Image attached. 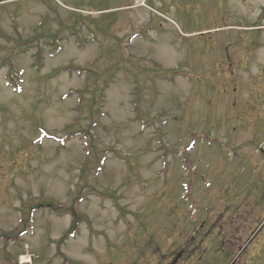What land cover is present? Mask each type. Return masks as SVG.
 Here are the masks:
<instances>
[{
  "label": "rangeland",
  "instance_id": "1",
  "mask_svg": "<svg viewBox=\"0 0 264 264\" xmlns=\"http://www.w3.org/2000/svg\"><path fill=\"white\" fill-rule=\"evenodd\" d=\"M204 221L189 264H264V0H0V264H169Z\"/></svg>",
  "mask_w": 264,
  "mask_h": 264
},
{
  "label": "flooded vegetation",
  "instance_id": "2",
  "mask_svg": "<svg viewBox=\"0 0 264 264\" xmlns=\"http://www.w3.org/2000/svg\"><path fill=\"white\" fill-rule=\"evenodd\" d=\"M214 223H211L208 227L205 225V221L202 223H199V228H197V232L199 231L201 233V237L204 238L203 240L199 241V244L195 245L194 248L190 249V250H185L182 247L179 249V251L172 257L171 261L169 264H171V262L176 258L179 257V259L177 260V262H175V264H189L191 263L193 260H195L196 258L200 257V255H206V254H210V252L215 251V250H209L208 249V245H203L204 242L207 241V243H210V246H214V243H217L220 237L223 239H229L232 236L231 233H225L224 235H220L218 229H217V225H215ZM234 225L233 223L231 224V226ZM196 232V231H195ZM226 237V238H224ZM192 240V239H191ZM206 240V241H205ZM200 245V246H199ZM204 247V249H201L200 247ZM199 246V249H197ZM206 247V248H205ZM218 251H216V254H219L218 256H222V257H227V259H229V262L227 261L228 264H235L237 261V257H232V259L230 260L231 257V253L226 251V250H221V249H217ZM180 262V263H179Z\"/></svg>",
  "mask_w": 264,
  "mask_h": 264
},
{
  "label": "bare ground",
  "instance_id": "3",
  "mask_svg": "<svg viewBox=\"0 0 264 264\" xmlns=\"http://www.w3.org/2000/svg\"><path fill=\"white\" fill-rule=\"evenodd\" d=\"M20 259H21L22 264H27L30 262V259L27 256H22V257H20Z\"/></svg>",
  "mask_w": 264,
  "mask_h": 264
}]
</instances>
